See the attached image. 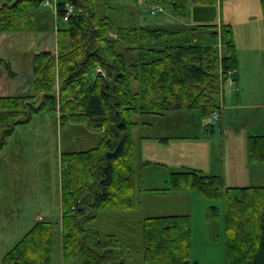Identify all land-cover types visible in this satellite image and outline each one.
Here are the masks:
<instances>
[{
    "label": "trees",
    "instance_id": "obj_1",
    "mask_svg": "<svg viewBox=\"0 0 264 264\" xmlns=\"http://www.w3.org/2000/svg\"><path fill=\"white\" fill-rule=\"evenodd\" d=\"M45 1L0 0V34L46 30L45 20L35 14ZM145 2L169 7L185 19L191 3L210 6L217 0ZM260 3L264 13V0ZM67 4L74 13L64 21ZM101 4L106 11L111 8L108 0H67L57 5L62 21L56 29L57 53L32 55L34 79L28 96L0 97V151L15 126L42 113H58L62 125L85 123L91 130L103 131L98 147L61 157L59 225L65 258L75 264H126L141 233L144 264H198L190 261L188 215L147 217L139 225L136 215H125L120 224L124 236H103L99 213L132 212L138 204L132 155L134 115L197 111L208 117L220 111L228 73L238 65L233 27L195 23L192 31L209 28L217 43L171 45L144 55L138 51L142 43L175 39L183 29L178 25L116 26L102 14ZM119 44H125L124 52L119 51ZM4 64L14 78L10 64ZM135 82L139 83L137 92ZM248 155L251 163H264V135L249 138ZM171 181L174 190H195L203 197L224 201L228 264H264V187H228L223 176L198 171L174 173ZM55 228L53 222H37L4 255L3 263L50 264Z\"/></svg>",
    "mask_w": 264,
    "mask_h": 264
},
{
    "label": "rangeland",
    "instance_id": "obj_2",
    "mask_svg": "<svg viewBox=\"0 0 264 264\" xmlns=\"http://www.w3.org/2000/svg\"><path fill=\"white\" fill-rule=\"evenodd\" d=\"M108 1L111 8L106 11L105 5L101 4V12L107 14L116 26L165 28L177 23V27L183 29L175 39L146 41L140 45L141 48L161 49L171 45L194 44L195 39L200 40L197 43L200 45H214L217 41L211 35L212 30L208 28L192 31L190 26H195V23H224L233 27L238 56L235 73L237 71L238 74H247V77L243 78L246 89L244 92L239 83L240 94L234 91V99L231 102L230 93L233 90L227 87L224 93L225 101L219 111L220 119L214 128L210 126L207 131L201 123L203 115L197 111L169 112L160 117L140 114L132 117L136 124L132 129L134 169L142 168L143 162L140 159L146 161L142 156L146 155L148 150L151 151V157L156 156L155 160L163 163L162 166L153 168L154 172L148 174L150 170H146L143 175V186L147 190L142 188V197L136 206L138 214L135 224L139 225L147 217L188 215L191 222L190 261L198 264H228L224 201L220 198L203 197L195 190H174L172 181L169 183L168 180L172 177L174 159L181 163L190 156L187 148L184 153L175 152L174 143L179 141L177 138H208L212 147V153L209 148L212 161L206 160L201 149L197 153L193 152L190 161L202 166H208L212 162L215 170L212 173L218 174L227 166V172L231 175L230 161L227 158L235 153L242 159L240 166H244L246 155L249 161L248 146L244 142L251 135H264V13L260 0H217L210 6H194L191 3L188 7V17L185 19L165 6H161L164 9L161 14L152 15V6H148L145 0ZM66 2L67 0H51L50 6L42 5L35 11L39 18H42V13L46 15V18L43 16L48 27L46 30L0 34V38L14 40L12 43L7 42L3 47L6 45L4 49L12 52L13 69L21 66L20 79L23 86L19 88V95L30 94L28 87L34 77L26 68L32 54L52 52L50 49L36 51L41 47L40 34L56 33L58 24L62 23L56 11L57 5ZM118 46L119 51L124 52L125 44ZM52 53L56 54L57 51ZM98 71L100 72L99 69ZM253 83L258 84L254 90L251 89ZM59 85L60 81L57 80L56 91ZM133 89L135 92L139 91L138 82L134 83ZM13 92L16 94L15 87ZM240 96L249 103L262 105L255 109L225 110L226 106L232 103L237 105ZM40 102L41 96H38L37 103ZM243 102L242 100L241 103ZM59 117L58 113L37 114L30 122L15 126L14 134L7 139L6 145L0 151V264H4V255L37 223L35 218L38 215L44 217L45 221L56 224L50 264H65L70 261L73 263L71 259L65 258L61 250V157L63 153L87 151L98 147L104 133L91 130L85 123L62 125ZM211 117L212 115L205 118ZM164 163L170 169L163 166ZM261 172L264 173V169ZM247 178L250 180L249 184L256 181L249 173ZM135 179L137 180L136 175ZM229 181L231 182V179ZM167 186H170L168 191L150 190ZM138 195L137 191V199ZM215 212L217 216L214 215ZM105 213L108 212H103L100 217L102 235L115 233L124 236L125 230H121L122 220L119 218L123 216V212H113L112 215L117 221L105 218ZM136 242L137 245L133 248L135 251L126 256V264H144L141 233Z\"/></svg>",
    "mask_w": 264,
    "mask_h": 264
},
{
    "label": "crops",
    "instance_id": "obj_3",
    "mask_svg": "<svg viewBox=\"0 0 264 264\" xmlns=\"http://www.w3.org/2000/svg\"><path fill=\"white\" fill-rule=\"evenodd\" d=\"M41 16H42L41 19L45 20L46 15L44 13H42V15H40V17ZM43 16L45 18H43ZM176 24H174V25H176ZM146 27H148V26H146ZM169 27H171V25H169ZM191 27L192 26H190V28ZM148 28H154L155 29V28H163V27L160 26V27H148ZM40 36L41 37L39 40H40L41 47L38 48V50H36V51H42V50H47V49H50V51H52V52L57 51V35H56V33L54 34L53 32H51V34H40ZM200 39H202V38H200ZM199 41L200 40L195 39V43H198ZM7 42L12 43V42H14V40L13 39H6L5 37L0 38V97L19 95V93H20L19 88L21 86H23V85H21L22 81L20 79L22 77L21 72H20L21 66H19L18 69L16 68V70L13 69L12 52L4 49L6 47V45H5V47H3L4 44H6ZM202 45H205V44H202ZM206 45H212V44H206ZM11 46H12V44L9 45V47H11ZM49 47H51V48H49ZM150 49H153V48H142V50H138V51L145 55L146 51L150 50ZM138 51L130 52V54L131 55L137 54ZM26 58L27 57H25V59ZM239 59H240V54H239ZM5 62H8L10 64L12 71L16 74V76L14 78H12L8 75L6 68H5V64H4ZM26 69H28V72L30 73V75L33 76L32 60L31 59L29 60V64H27ZM245 77H247V74H238L236 71V73H235L236 86L235 87L238 88L239 91L237 89H235L234 87L232 88V86H229L228 84L225 85L224 93H225L227 87H230L233 90L230 93L231 102H233V99H234V93H235L234 91H236L237 93L240 94L239 83L243 87V91L245 92L246 87H245V83L243 81V78H245ZM257 85L258 84L253 83L251 89L254 90ZM14 87L16 89V94H15V92H13ZM29 87H30V85H29ZM29 87H28V89H30ZM242 100L244 101L243 103H241ZM223 101H225V99H223ZM261 105L262 104H260V103H249L245 100V98H243V97L241 98V96H240L239 97V103L237 105L232 103L230 106H226L225 110L231 109L233 111H239V110L255 109L256 107H260ZM155 117H160V116H155ZM255 118H256V115H254V119ZM201 123H202V125H204V127H206L207 131H208V128H210V126H212V120L205 118L203 116L201 117ZM211 128H214V126H212ZM251 136H263V135H251ZM251 136H249V138ZM249 138H247V140L244 142L247 146H248ZM177 139H179V141L174 143L175 152L177 153V152L181 151V153H184L185 149L187 148L190 152V156L184 162H181V163L174 159V170H172V175L174 173L184 172V171H198L204 175H220V176H223L225 179L226 185L228 187H264V173L261 172V170L264 169V163H251L250 160L249 161L247 160V155H246L245 159H244V166L241 167L239 163L241 162L242 159H239V157L235 153H232L230 155V157L227 158L230 161L231 175H230V173L227 172V170H229V168H227V166L223 169V172L221 174L212 173V171H215L214 167L212 165V162L208 166H202V165L194 164L192 160L190 161V158L192 157L193 152L197 153V152H199L200 149L202 150L203 156L206 158V160L208 161V159H209V161H212V157L209 155V148L211 149V153H212V147H211L210 140L208 138H199L196 136H191V137L177 138ZM162 143H164V142H162ZM144 150H145V147L143 146V151ZM150 152L151 151L148 150V153L146 155L142 156L146 161L142 160V158L140 159V161L143 162L142 168L141 169H135V175H136V178L138 181V194H139L138 195V204H139L140 198L142 197V193H143L142 188L144 189V191L147 190L143 186V175H144V173L147 172L146 170H150L148 172V174L152 173L153 168H156V166L160 167V166H162L161 164H163L162 162H158L155 160L156 156L151 157L149 155ZM228 160H227V162H228ZM163 166H165V167L167 166L170 169V167L166 163H164ZM244 172H245V174H244ZM248 173L250 176H252V178H254V177L256 178V181L253 184L252 183L249 184L250 180H248V178H247ZM230 179H231V182L229 181ZM170 180H171V178L168 180L169 183H170ZM139 189H141V191H139ZM150 190L168 191V190H170V186L162 187V188H155V189H150ZM102 213L103 212L99 213L100 217H101ZM112 214H113V212H111V213L108 212V213H105L104 216H106L105 218H107L109 220L113 219V220L117 221L116 218L113 217ZM136 214H138L137 207L132 212H123V216H121L119 218L121 219L122 217H125V215L128 217H132ZM60 219H61V216H60ZM35 220H36V222L45 221L44 217H42L40 215H38L37 218H35ZM60 230H61V250L63 251V238H62V228L61 227H60ZM72 261H73V263L70 261V263L65 262V264H75V261L74 260H72Z\"/></svg>",
    "mask_w": 264,
    "mask_h": 264
},
{
    "label": "built area",
    "instance_id": "obj_4",
    "mask_svg": "<svg viewBox=\"0 0 264 264\" xmlns=\"http://www.w3.org/2000/svg\"><path fill=\"white\" fill-rule=\"evenodd\" d=\"M50 5H51V1L50 0H47V1L44 2V6H50ZM56 11H57V9H56ZM163 11H164V9L161 6H155V7L151 8V14L152 15L161 14ZM73 13H74V8L71 5L67 4L66 7H65L64 21H67L69 16L71 14H73ZM234 72H235V70H232V71H230L228 73L229 74V78H228V81L225 83V84H228L229 86H232V87H234L236 85L235 80L233 79ZM237 90H239V89H237ZM219 119H220V113L218 111L214 112L212 114V117H211L212 123L214 125H216L218 123Z\"/></svg>",
    "mask_w": 264,
    "mask_h": 264
}]
</instances>
